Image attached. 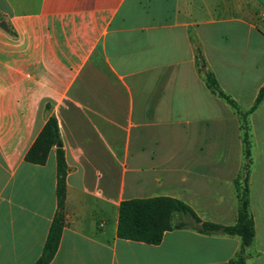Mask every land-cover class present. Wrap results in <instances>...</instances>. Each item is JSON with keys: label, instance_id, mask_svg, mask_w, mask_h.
Returning <instances> with one entry per match:
<instances>
[{"label": "crops", "instance_id": "crops-1", "mask_svg": "<svg viewBox=\"0 0 264 264\" xmlns=\"http://www.w3.org/2000/svg\"><path fill=\"white\" fill-rule=\"evenodd\" d=\"M197 50L249 109L264 84V0H0V264H33L55 213L54 148L44 164L24 159L50 115L67 174L49 264H238V236L200 233L185 215L159 244L116 234L119 203L137 197L171 196L201 221L236 222L239 118L206 88ZM247 119L255 235L245 264H264V98ZM192 122L213 125L198 150H157L158 131L164 141Z\"/></svg>", "mask_w": 264, "mask_h": 264}, {"label": "trees", "instance_id": "trees-1", "mask_svg": "<svg viewBox=\"0 0 264 264\" xmlns=\"http://www.w3.org/2000/svg\"><path fill=\"white\" fill-rule=\"evenodd\" d=\"M195 65L210 93L223 100L239 118L240 142L245 163L241 175L234 180L238 201L236 222L231 225H222L210 221H201L186 203L171 196L137 197L124 199L119 203L116 234L123 239L159 244L165 231L186 225L184 220L174 222L175 215H185L193 220L191 227L200 233L219 232L225 235L238 236L240 246L233 262L245 264L246 248L251 244L255 235L254 221L249 211L248 168L250 165L251 140L247 116L263 100L264 84L259 89L253 105L247 110H242L235 100L220 88L213 72L205 68L199 50L195 55ZM52 148H54L56 166V210L49 225L41 254L33 264L50 263L58 248L65 224L64 202L67 164L58 122L54 115L47 118L41 131L25 153L24 159L34 164H44Z\"/></svg>", "mask_w": 264, "mask_h": 264}, {"label": "rangeland", "instance_id": "rangeland-1", "mask_svg": "<svg viewBox=\"0 0 264 264\" xmlns=\"http://www.w3.org/2000/svg\"><path fill=\"white\" fill-rule=\"evenodd\" d=\"M192 128L190 129L189 133H186L187 129L186 126L184 124H173V126L171 127L170 131L166 130L165 133V140L163 141V139H161L162 135H163V130H161L160 132L158 131V137L159 139L156 140L160 143L159 147L157 148V150L163 154V155H168L171 152H175V151H180L181 149H185L187 147L188 150H198L199 147L202 146L203 142H202V136L201 133L200 135L198 134V132H201V130H205L208 133L209 138L211 137V135L213 134V125L211 122H192L191 123ZM209 148H212V145L215 146V142L213 140V138H211L209 140ZM231 149H234L232 145L233 142L230 141L229 143ZM176 216V215H175ZM182 217L181 215H178L176 217H174V222H177L178 220H181Z\"/></svg>", "mask_w": 264, "mask_h": 264}, {"label": "water", "instance_id": "water-1", "mask_svg": "<svg viewBox=\"0 0 264 264\" xmlns=\"http://www.w3.org/2000/svg\"><path fill=\"white\" fill-rule=\"evenodd\" d=\"M59 145V144H58Z\"/></svg>", "mask_w": 264, "mask_h": 264}]
</instances>
